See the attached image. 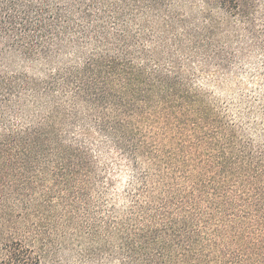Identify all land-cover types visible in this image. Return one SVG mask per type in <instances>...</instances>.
<instances>
[{
	"label": "trees",
	"instance_id": "obj_1",
	"mask_svg": "<svg viewBox=\"0 0 264 264\" xmlns=\"http://www.w3.org/2000/svg\"><path fill=\"white\" fill-rule=\"evenodd\" d=\"M0 264H264V0H0Z\"/></svg>",
	"mask_w": 264,
	"mask_h": 264
},
{
	"label": "rangeland",
	"instance_id": "obj_2",
	"mask_svg": "<svg viewBox=\"0 0 264 264\" xmlns=\"http://www.w3.org/2000/svg\"><path fill=\"white\" fill-rule=\"evenodd\" d=\"M253 71L251 70H247L246 72L242 73L237 82H233L229 85H226L224 87L221 88H215V91L218 95H220L221 97L225 98H232L235 97L239 94H241V90L238 86V82L243 83L244 85H247L248 87H251L253 85Z\"/></svg>",
	"mask_w": 264,
	"mask_h": 264
}]
</instances>
